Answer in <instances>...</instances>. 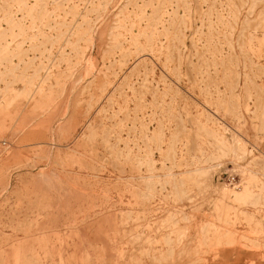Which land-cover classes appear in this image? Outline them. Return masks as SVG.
Here are the masks:
<instances>
[{"label": "rangeland", "instance_id": "1", "mask_svg": "<svg viewBox=\"0 0 264 264\" xmlns=\"http://www.w3.org/2000/svg\"><path fill=\"white\" fill-rule=\"evenodd\" d=\"M227 250L264 264V0H0V264Z\"/></svg>", "mask_w": 264, "mask_h": 264}, {"label": "crops", "instance_id": "2", "mask_svg": "<svg viewBox=\"0 0 264 264\" xmlns=\"http://www.w3.org/2000/svg\"><path fill=\"white\" fill-rule=\"evenodd\" d=\"M223 257V263H235V264H240L242 260V252H236L234 250H227L226 252L224 251L222 254Z\"/></svg>", "mask_w": 264, "mask_h": 264}, {"label": "built area", "instance_id": "3", "mask_svg": "<svg viewBox=\"0 0 264 264\" xmlns=\"http://www.w3.org/2000/svg\"><path fill=\"white\" fill-rule=\"evenodd\" d=\"M226 178L230 185H232L233 187H239V178L237 177L236 174L233 173L227 174Z\"/></svg>", "mask_w": 264, "mask_h": 264}]
</instances>
